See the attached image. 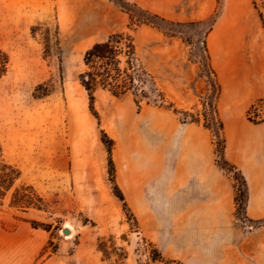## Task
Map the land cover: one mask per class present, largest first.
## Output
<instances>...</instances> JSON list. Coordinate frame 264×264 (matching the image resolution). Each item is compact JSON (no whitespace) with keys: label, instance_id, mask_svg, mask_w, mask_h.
Listing matches in <instances>:
<instances>
[{"label":"rangeland","instance_id":"rangeland-1","mask_svg":"<svg viewBox=\"0 0 264 264\" xmlns=\"http://www.w3.org/2000/svg\"><path fill=\"white\" fill-rule=\"evenodd\" d=\"M253 2L264 40V0ZM129 10L128 29L115 33L132 36L144 83L135 77L136 90L120 97L98 87L90 101L78 79L84 53L121 10L110 0H0V154L20 174L14 187L44 201L41 210L12 207L13 189L0 199V264H205L207 214L189 209L190 174L214 164L236 176L219 166L212 20L170 25ZM259 103L263 115L249 117ZM263 118L257 100L248 119Z\"/></svg>","mask_w":264,"mask_h":264},{"label":"crops","instance_id":"crops-1","mask_svg":"<svg viewBox=\"0 0 264 264\" xmlns=\"http://www.w3.org/2000/svg\"><path fill=\"white\" fill-rule=\"evenodd\" d=\"M126 1L175 24L212 20L205 46L221 85L223 157L245 181L242 213L247 223L237 218L233 178L214 164L199 178L191 172L188 206L207 214L205 264H264V224L250 226L264 219V120L253 123L248 119L251 106L264 101V62L260 60L264 40L252 0ZM127 21V14L114 13L110 28L97 36L96 43L127 30Z\"/></svg>","mask_w":264,"mask_h":264},{"label":"trees","instance_id":"trees-1","mask_svg":"<svg viewBox=\"0 0 264 264\" xmlns=\"http://www.w3.org/2000/svg\"><path fill=\"white\" fill-rule=\"evenodd\" d=\"M116 5L122 12L129 15V8H136L141 10L135 4L129 3L126 0H110ZM254 9L257 10L255 3L253 2ZM151 18L158 20L165 24L170 25H181L175 24L169 21L164 20L163 18L151 14L147 11H143ZM260 21H262V15L258 14ZM201 23V22H200ZM123 43V48L119 45ZM125 48V50H124ZM123 54L127 57L126 68H120V55ZM135 46L133 43V38L130 34L127 33H112L108 36L107 40L100 43L93 44L83 56V64L85 66V70L78 77L79 84L86 91L89 96L90 101L93 100L94 91L100 87L103 90H107L115 97H120L125 95L130 90H136L134 82L135 77L140 78V76H145L146 74L141 73L138 76V71L133 67V61H135ZM8 67V57L2 51H0V79L6 74ZM131 70V72H130ZM141 83H144V80L139 79ZM154 92L157 90L153 89ZM216 97L220 93V89L216 92ZM157 95L160 94L157 92ZM141 97H145V93H140ZM213 113L216 114L215 107L212 109ZM264 120V118L262 119ZM260 120V121H262ZM219 129H222V124L218 121ZM223 148L222 147V155H220L219 159L221 163L219 164L220 169L223 171L226 168H229L236 172V176L234 180L237 181L239 178L242 181V185L244 188L243 193L236 190L235 201L237 204L236 213H240L243 211V207L246 203L247 199V187L245 181L240 174V172L236 171L235 167L230 165L223 157ZM108 154H110V148H108ZM109 165L112 167V160L109 157ZM20 178V174L18 170H16L13 166L4 162L1 158L0 154V199H3L8 192H11V200L10 206L20 208L22 210H27L30 208H35L41 210L44 208V201L35 193L33 188L29 185L22 184L19 187H14L16 181ZM119 200L123 202L124 199L122 195H119ZM259 224H264V221ZM34 228V226H32Z\"/></svg>","mask_w":264,"mask_h":264},{"label":"built area","instance_id":"built-area-1","mask_svg":"<svg viewBox=\"0 0 264 264\" xmlns=\"http://www.w3.org/2000/svg\"><path fill=\"white\" fill-rule=\"evenodd\" d=\"M261 103V102H260ZM260 103L259 104H256L253 108H252V110H251V112L249 113V117H255V118H260V116L261 115H263L262 114V110H260ZM247 228H251L250 226H248Z\"/></svg>","mask_w":264,"mask_h":264},{"label":"water","instance_id":"water-1","mask_svg":"<svg viewBox=\"0 0 264 264\" xmlns=\"http://www.w3.org/2000/svg\"><path fill=\"white\" fill-rule=\"evenodd\" d=\"M62 233H63L64 235H69V234H70V231H69L68 229H63V230H62Z\"/></svg>","mask_w":264,"mask_h":264},{"label":"bare ground","instance_id":"bare-ground-1","mask_svg":"<svg viewBox=\"0 0 264 264\" xmlns=\"http://www.w3.org/2000/svg\"><path fill=\"white\" fill-rule=\"evenodd\" d=\"M67 236H70V234H69V235H67Z\"/></svg>","mask_w":264,"mask_h":264}]
</instances>
